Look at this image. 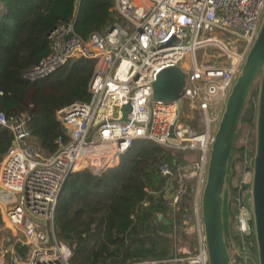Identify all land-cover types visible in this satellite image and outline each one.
Masks as SVG:
<instances>
[{"label": "built area", "instance_id": "obj_1", "mask_svg": "<svg viewBox=\"0 0 264 264\" xmlns=\"http://www.w3.org/2000/svg\"><path fill=\"white\" fill-rule=\"evenodd\" d=\"M113 10L125 27L116 23L83 40L71 23L60 25L48 35L47 56L23 72L24 79L35 81L71 58H96L88 85L90 101H75L56 111L67 136L56 152L40 151L24 118L0 112V126L12 134L0 160V227L11 232L1 238L0 264H70L71 250L57 238L53 224L65 178L81 169L100 173L118 165L137 138L178 152L198 151L197 159L184 166L176 178L167 165L159 168L162 176L172 177L178 184L173 189L169 185L166 196L167 204L176 211L186 193L185 179L196 178L192 200L196 245L182 255L130 264H208L200 201L220 114L212 111V105L218 95L226 97L236 78L264 15V0H114ZM207 48L213 53L204 54ZM170 66L180 67L186 75L179 100L202 112L201 132L183 123L176 102L157 100L150 105L152 83ZM128 103L130 111L122 121L121 108ZM170 128L174 138L169 137ZM251 159L245 160L249 166ZM251 176L245 169L240 180L234 219L238 241L230 264H258L249 249L256 244L248 187ZM15 244L27 248L24 256L15 251Z\"/></svg>", "mask_w": 264, "mask_h": 264}, {"label": "trees", "instance_id": "obj_2", "mask_svg": "<svg viewBox=\"0 0 264 264\" xmlns=\"http://www.w3.org/2000/svg\"><path fill=\"white\" fill-rule=\"evenodd\" d=\"M113 5L114 0H0V112L6 117L24 118L44 154H53L67 140L56 111L75 101H90L88 85L96 58H71L35 81L24 79L23 72L47 56L48 35L60 25L71 23L83 40L116 23L124 25ZM256 99L255 89L243 109L229 161L227 243L231 251L238 241L232 224L241 194L240 180L245 169L251 172L245 160L253 157L255 149ZM11 140L12 134L0 126V160ZM190 156L193 159L188 161ZM197 157L195 149L178 152L153 140L137 138L118 165L100 173L81 169L69 174L57 196L53 224L57 238L71 250L70 264H130L170 258L193 249L196 241L192 237L186 252L172 253L177 238L187 239L181 230L184 221L194 219L196 178L185 179L187 189L177 211L167 204L166 196L169 185L171 189L178 185L172 177L176 178ZM162 165L170 168L172 177L161 175ZM143 202L147 205L142 206ZM158 214L168 223L159 220ZM251 225L253 228V221ZM14 246L17 253L26 254L25 246ZM249 249L257 258L256 244Z\"/></svg>", "mask_w": 264, "mask_h": 264}, {"label": "water", "instance_id": "obj_3", "mask_svg": "<svg viewBox=\"0 0 264 264\" xmlns=\"http://www.w3.org/2000/svg\"><path fill=\"white\" fill-rule=\"evenodd\" d=\"M185 77V73L178 66L162 69L152 83L150 105L152 101L157 100L176 102L181 113L182 102L179 99L183 94ZM256 83L255 149L250 163L252 172L250 209L258 264H264V15L255 39L226 95L213 141L209 147L206 177L200 201L208 264H230L231 250L227 243L229 161L243 109ZM121 111V120L124 121L130 111V104L123 105ZM169 137L174 138L173 128H170ZM157 218L168 223L161 214H158ZM2 225L0 212V226Z\"/></svg>", "mask_w": 264, "mask_h": 264}, {"label": "rangeland", "instance_id": "obj_4", "mask_svg": "<svg viewBox=\"0 0 264 264\" xmlns=\"http://www.w3.org/2000/svg\"><path fill=\"white\" fill-rule=\"evenodd\" d=\"M125 26H126V24L124 25V27ZM206 51L207 52L204 53V54L210 55V54L213 53V50L210 49V48H207ZM202 53H203V50H201L200 52L197 53V58L198 59H200L202 57V55H201ZM214 57H215V55H213V58ZM255 89L257 90V83L255 84L253 90H255ZM224 101H223V103L216 101L212 105V111L214 113H215V111L217 112V109L220 110L219 117H220V115L222 113V110H223V107H224ZM190 106L191 105H190L189 102H187V101L183 102L182 109H181V111H182L181 112L182 121H183V123L187 124L188 126L194 127V128H191L192 130H195L197 132H201V131L204 130L203 124H202L203 114L199 110L190 109ZM217 123H218V120L216 121V126L215 127H217ZM213 129L214 128H212L211 131H214ZM191 159H193V158H191V156H190V158L189 157L187 158L188 161L191 160ZM232 223H233V220H231V224ZM232 225H233V230L236 232L237 230L235 229L236 228L235 224L233 223ZM181 228H182L181 230L187 236V239L186 240L185 239L182 240L180 238H177L176 240L178 242H173L172 253H178V252H181V251L186 252L188 250V248L192 245L191 244L192 237L196 239V224L193 221H191L187 225L182 226ZM229 246H230V244H229Z\"/></svg>", "mask_w": 264, "mask_h": 264}, {"label": "crops", "instance_id": "obj_5", "mask_svg": "<svg viewBox=\"0 0 264 264\" xmlns=\"http://www.w3.org/2000/svg\"><path fill=\"white\" fill-rule=\"evenodd\" d=\"M225 98L226 97L223 96V95L222 96L221 95H218L217 96V101L223 103V101L225 100ZM217 112L220 113V110L217 109ZM3 235H8L9 236V235H11V232L7 228H5V227H0V242L2 241L1 238H2ZM5 245L6 246H10L9 243H5Z\"/></svg>", "mask_w": 264, "mask_h": 264}, {"label": "bare ground", "instance_id": "obj_6", "mask_svg": "<svg viewBox=\"0 0 264 264\" xmlns=\"http://www.w3.org/2000/svg\"><path fill=\"white\" fill-rule=\"evenodd\" d=\"M123 64V63H122Z\"/></svg>", "mask_w": 264, "mask_h": 264}]
</instances>
